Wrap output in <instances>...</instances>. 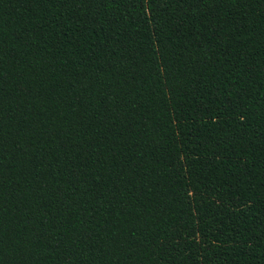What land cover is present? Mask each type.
Masks as SVG:
<instances>
[{
    "label": "trees",
    "instance_id": "trees-1",
    "mask_svg": "<svg viewBox=\"0 0 264 264\" xmlns=\"http://www.w3.org/2000/svg\"><path fill=\"white\" fill-rule=\"evenodd\" d=\"M0 264H264V0H0Z\"/></svg>",
    "mask_w": 264,
    "mask_h": 264
}]
</instances>
